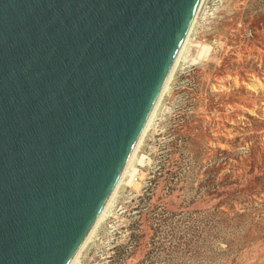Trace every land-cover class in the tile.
Here are the masks:
<instances>
[{"label":"water","instance_id":"water-1","mask_svg":"<svg viewBox=\"0 0 264 264\" xmlns=\"http://www.w3.org/2000/svg\"><path fill=\"white\" fill-rule=\"evenodd\" d=\"M206 1L0 0V264H78Z\"/></svg>","mask_w":264,"mask_h":264},{"label":"rangeland","instance_id":"rangeland-1","mask_svg":"<svg viewBox=\"0 0 264 264\" xmlns=\"http://www.w3.org/2000/svg\"><path fill=\"white\" fill-rule=\"evenodd\" d=\"M166 90L78 264H264V0H207Z\"/></svg>","mask_w":264,"mask_h":264},{"label":"built area","instance_id":"built-area-1","mask_svg":"<svg viewBox=\"0 0 264 264\" xmlns=\"http://www.w3.org/2000/svg\"><path fill=\"white\" fill-rule=\"evenodd\" d=\"M131 178H132V179H131L132 181H133V180H134V182L137 181V177H135V176H131Z\"/></svg>","mask_w":264,"mask_h":264},{"label":"bare ground","instance_id":"bare-ground-1","mask_svg":"<svg viewBox=\"0 0 264 264\" xmlns=\"http://www.w3.org/2000/svg\"><path fill=\"white\" fill-rule=\"evenodd\" d=\"M185 47V46H184ZM183 53H184V48H183V51H182V54H181V56H179V57H182V55H183ZM167 91V90H166ZM134 167V166H133Z\"/></svg>","mask_w":264,"mask_h":264}]
</instances>
